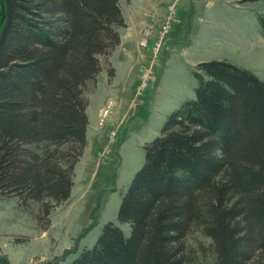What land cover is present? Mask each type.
<instances>
[{"label":"trees","instance_id":"1","mask_svg":"<svg viewBox=\"0 0 264 264\" xmlns=\"http://www.w3.org/2000/svg\"><path fill=\"white\" fill-rule=\"evenodd\" d=\"M125 25L119 0H11L0 42V193L69 197L87 143L83 88ZM193 73L194 97L144 144L120 200L129 233L107 221L63 264H189L193 226L212 239L215 264H264V79L225 58ZM65 143L74 154L60 150Z\"/></svg>","mask_w":264,"mask_h":264},{"label":"rangeland","instance_id":"2","mask_svg":"<svg viewBox=\"0 0 264 264\" xmlns=\"http://www.w3.org/2000/svg\"><path fill=\"white\" fill-rule=\"evenodd\" d=\"M119 4L126 22L118 28L120 42L98 55L100 70L83 88L87 143L69 197L56 202L0 193V264L68 263L93 246L107 221L129 233V223L117 219L120 200L143 163L144 144L160 134L171 111L194 97L198 62L225 58L264 79V0ZM3 11L0 0V30ZM60 150L75 153L70 143ZM45 203L53 204L46 217ZM184 241L189 264H215L213 241L201 227L193 226Z\"/></svg>","mask_w":264,"mask_h":264},{"label":"water","instance_id":"3","mask_svg":"<svg viewBox=\"0 0 264 264\" xmlns=\"http://www.w3.org/2000/svg\"><path fill=\"white\" fill-rule=\"evenodd\" d=\"M6 18L3 27L0 32V42L2 41L4 34L8 28L11 19V0H5Z\"/></svg>","mask_w":264,"mask_h":264},{"label":"built area","instance_id":"4","mask_svg":"<svg viewBox=\"0 0 264 264\" xmlns=\"http://www.w3.org/2000/svg\"><path fill=\"white\" fill-rule=\"evenodd\" d=\"M112 101H109L108 104L102 109V114L101 119H99V124H102L104 122V117L107 115L106 113L108 112L109 106L111 107Z\"/></svg>","mask_w":264,"mask_h":264},{"label":"crops","instance_id":"5","mask_svg":"<svg viewBox=\"0 0 264 264\" xmlns=\"http://www.w3.org/2000/svg\"><path fill=\"white\" fill-rule=\"evenodd\" d=\"M122 42H123V41H122ZM116 48H117V47H116ZM114 52H115V50H114ZM114 52H113V53H114ZM110 62L113 64V61H112V60H111Z\"/></svg>","mask_w":264,"mask_h":264}]
</instances>
